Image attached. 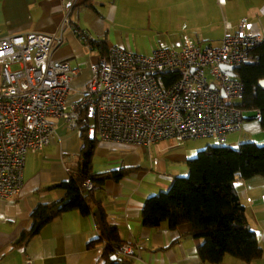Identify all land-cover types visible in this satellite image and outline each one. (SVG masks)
I'll use <instances>...</instances> for the list:
<instances>
[{
    "label": "crops",
    "instance_id": "obj_1",
    "mask_svg": "<svg viewBox=\"0 0 264 264\" xmlns=\"http://www.w3.org/2000/svg\"><path fill=\"white\" fill-rule=\"evenodd\" d=\"M64 5L70 8L72 28L64 31L63 44L52 57L68 62L78 72L72 81L70 103L82 99L92 67L101 56L98 49L80 41L79 32L99 43L105 41L108 47L142 55L161 48L180 49L188 43L218 45L225 35L235 33L244 18L249 20L247 33L264 39V0H0V39L33 31L59 33ZM53 123L56 132L49 146L27 156L19 194L0 200V264H104V243L90 246L99 237L94 218L83 217L79 211L64 213L28 244L15 246L32 227V212L63 198L62 191L49 188L69 180L84 145L81 127L68 131L61 121ZM89 137H94L90 130ZM229 140L236 145L244 141L264 145V131L254 113L247 114L240 132L227 135L225 144ZM188 142L160 152L155 147L97 141L95 174L135 169L119 182L109 180L94 191L120 240L133 247V264H207L198 255L203 241L189 236L187 228L171 230L162 225L152 229L142 224L147 199L168 191L176 178L187 177L188 160L208 146L221 145L216 140L203 145ZM235 187L263 249V257L249 264H264V178L238 179ZM219 264L248 263L226 256Z\"/></svg>",
    "mask_w": 264,
    "mask_h": 264
},
{
    "label": "built area",
    "instance_id": "obj_2",
    "mask_svg": "<svg viewBox=\"0 0 264 264\" xmlns=\"http://www.w3.org/2000/svg\"><path fill=\"white\" fill-rule=\"evenodd\" d=\"M63 10L57 34L33 31L0 39V200L19 194L27 156L49 146L56 132L53 120L72 131L88 113L96 141L164 152L191 140L223 144L228 134L243 129L248 113L261 118L260 111L239 107L244 84L221 70L248 62L250 51L263 43L247 33V18L218 45L188 43L149 55L108 47L93 65L82 99L70 103L78 72L52 57L63 44L64 31L72 28L70 8L64 5ZM78 37L90 48L97 41L83 32ZM83 188L89 193L97 189L90 180ZM114 256L132 261L134 249L123 244Z\"/></svg>",
    "mask_w": 264,
    "mask_h": 264
},
{
    "label": "trees",
    "instance_id": "obj_3",
    "mask_svg": "<svg viewBox=\"0 0 264 264\" xmlns=\"http://www.w3.org/2000/svg\"><path fill=\"white\" fill-rule=\"evenodd\" d=\"M91 45L101 55L108 54L105 41ZM249 61L250 64H242L236 71L245 87L239 107L248 112L260 111L259 121L264 131V89L258 86L259 80L264 78V41L250 51ZM91 118L85 113L80 122L84 145L75 168L69 173V180L49 188L62 191L63 198L53 204L39 205L31 214L32 227L21 234L15 246L28 244L64 213L79 211L83 217L94 218L99 237L90 246L104 243V264H133L114 256L116 249L123 245L119 232L109 224L107 212L94 192L85 191L83 184L90 180L101 189L107 181L119 182L135 169L103 174L93 172L97 141L89 137ZM187 166V177L176 178L168 191L147 199L142 210L143 226L153 229L167 225L171 230L187 228L189 236L203 241L198 255L207 264H219L226 256L248 264L261 259L263 249L249 226L235 183L238 179L264 178V145L247 141L236 148L208 146L196 158L188 160Z\"/></svg>",
    "mask_w": 264,
    "mask_h": 264
},
{
    "label": "water",
    "instance_id": "obj_4",
    "mask_svg": "<svg viewBox=\"0 0 264 264\" xmlns=\"http://www.w3.org/2000/svg\"><path fill=\"white\" fill-rule=\"evenodd\" d=\"M250 63H251V62L248 61V62H246V63H244V64H245V65H248V64H250ZM239 67H240V66H239ZM239 67L234 68V67H232V66L222 65V66H221V70H222V72H224V73L230 75L231 77H237V72H236V71H237V69H238ZM258 86H259L260 88L264 89V78L261 79V80H259V82H258Z\"/></svg>",
    "mask_w": 264,
    "mask_h": 264
},
{
    "label": "rangeland",
    "instance_id": "obj_5",
    "mask_svg": "<svg viewBox=\"0 0 264 264\" xmlns=\"http://www.w3.org/2000/svg\"><path fill=\"white\" fill-rule=\"evenodd\" d=\"M241 21V20H240ZM90 124H91V126H93L94 125V120L91 118L90 119ZM228 143H223V144H221V145H230V146H232V147H234V148H236V147H238V145H236V144H233L230 140L229 141H227ZM245 142V141H244ZM205 143H210V144H212V143H214V140L213 139H201V140H192V141H189L187 144H192V145H203V144H205ZM260 145V144H259Z\"/></svg>",
    "mask_w": 264,
    "mask_h": 264
}]
</instances>
